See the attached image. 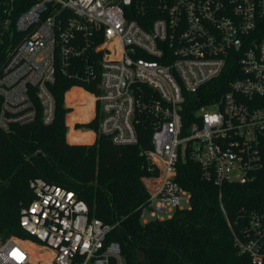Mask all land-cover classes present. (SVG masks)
<instances>
[{"label":"built area","instance_id":"2783aa9c","mask_svg":"<svg viewBox=\"0 0 264 264\" xmlns=\"http://www.w3.org/2000/svg\"><path fill=\"white\" fill-rule=\"evenodd\" d=\"M14 3L0 1L8 15ZM14 26L23 38L0 74V128L38 113L44 124L54 121L58 69L97 79L96 91H83L99 108L102 135L131 145L139 124L153 130L143 155L157 173L144 177L143 221L190 205L176 179L182 157L219 185L247 183L264 167V0H33ZM229 68L227 90L185 125L186 97ZM29 187L33 198L19 222L35 241L2 238L0 264H125L120 243L108 239L116 223L91 217L74 190L41 177ZM235 223L239 252L264 264V210L242 207Z\"/></svg>","mask_w":264,"mask_h":264},{"label":"trees","instance_id":"16d2710c","mask_svg":"<svg viewBox=\"0 0 264 264\" xmlns=\"http://www.w3.org/2000/svg\"><path fill=\"white\" fill-rule=\"evenodd\" d=\"M31 2L15 0L10 15L0 4V74L10 52L23 38L15 29V18ZM6 18L10 20L3 26L1 21ZM230 70L203 86L197 97H186L181 111L185 125L194 120L199 106L223 95L231 80ZM96 81L82 82L58 69L51 85L56 103L54 121L44 124L38 113L31 123L0 128V237L16 235L35 241L19 220L21 208L33 198L29 182L41 177L74 190L88 203L91 217L117 224L108 239L120 243L125 264H251L236 247L229 223L236 226L242 207L264 210V167L247 183L219 185L213 177L205 176L195 161L182 157L176 179L190 192V205L177 208L172 217L143 221L141 210L149 199L144 177L157 173L143 155L152 147L151 125L145 120L139 124L136 144H114L99 131L97 106L91 121L76 124V129L94 131L95 141L89 143L90 132L71 131L68 135L67 116L72 111L66 105L68 91L71 103L83 101L85 96L91 102L84 91H96ZM78 115V111L73 113L69 123Z\"/></svg>","mask_w":264,"mask_h":264},{"label":"crops","instance_id":"0c3cea01","mask_svg":"<svg viewBox=\"0 0 264 264\" xmlns=\"http://www.w3.org/2000/svg\"><path fill=\"white\" fill-rule=\"evenodd\" d=\"M69 92L70 91H68V93ZM68 93H67V96H68ZM85 95H86V93H85ZM67 96H66V105L72 108V111L67 116L68 135L70 134L71 131H73V132H76V131L90 132L92 139L89 143H93L96 139V133L94 131L87 130V129H76L77 123H87V122L91 121L96 116V107H95V104H94L92 97H90L91 102L89 101V98L87 96H85V97H83L84 102L79 100V99H76L73 101V103H71L68 101ZM87 110L89 113L85 115V113H83V112H87ZM77 111L79 113L78 117H74L73 119H71L72 121H70V123H69L68 120H69L70 116ZM68 141L71 143H79V142H75V141H70L69 139H68Z\"/></svg>","mask_w":264,"mask_h":264},{"label":"rangeland","instance_id":"374dc122","mask_svg":"<svg viewBox=\"0 0 264 264\" xmlns=\"http://www.w3.org/2000/svg\"><path fill=\"white\" fill-rule=\"evenodd\" d=\"M19 237V236H18ZM19 238H21V237H19ZM2 238L0 237V240H1ZM22 239H24V238H22ZM32 252H34V253H36L37 255H38V248L37 247H35V248H32Z\"/></svg>","mask_w":264,"mask_h":264},{"label":"bare ground","instance_id":"6f19581e","mask_svg":"<svg viewBox=\"0 0 264 264\" xmlns=\"http://www.w3.org/2000/svg\"><path fill=\"white\" fill-rule=\"evenodd\" d=\"M35 248V247H34Z\"/></svg>","mask_w":264,"mask_h":264}]
</instances>
